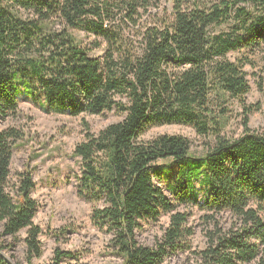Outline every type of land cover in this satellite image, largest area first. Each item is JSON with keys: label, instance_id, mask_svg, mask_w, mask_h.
<instances>
[{"label": "trees", "instance_id": "16d2710c", "mask_svg": "<svg viewBox=\"0 0 264 264\" xmlns=\"http://www.w3.org/2000/svg\"><path fill=\"white\" fill-rule=\"evenodd\" d=\"M100 49L103 57H92ZM260 51L264 0H0V120L18 117L25 94L56 114L123 116L87 132L75 151L78 195L95 206L92 221L113 235L123 264H166L192 252L180 208L204 214L206 245L192 252L201 264H264V132L249 128L250 110L237 138L222 137L220 122L224 104L250 91L246 63L227 56ZM163 125L193 128L213 144L198 155L180 136L142 141ZM22 139L0 131V222L6 237L28 231L32 264L43 255L32 176L20 174L7 192ZM162 216L170 218L162 238L141 245L143 224ZM0 264H8L1 255ZM47 264L80 263L56 250Z\"/></svg>", "mask_w": 264, "mask_h": 264}, {"label": "rangeland", "instance_id": "374dc122", "mask_svg": "<svg viewBox=\"0 0 264 264\" xmlns=\"http://www.w3.org/2000/svg\"><path fill=\"white\" fill-rule=\"evenodd\" d=\"M172 10L170 4H165ZM144 23L150 21L144 17ZM75 35L86 40L83 31ZM94 58H102L104 50L91 53ZM231 62L242 61L250 87L249 93L242 99H229L224 104L228 112L221 119V136L237 138L244 132L246 111L249 128L255 132H264V51L232 53L227 56ZM17 118L0 120V131L18 130L23 139L15 146L11 163V178L7 192L13 196L20 174L29 173L35 183L32 199L37 204L34 226L41 231L39 242L43 255L34 259L32 264H47L56 250L72 253L80 264H123V260L113 247V235L98 229L93 221L94 205L78 195L77 176L80 172L79 158L75 151L87 132L98 134L108 126L119 123L123 116L115 110L103 115L71 117L69 115L48 112L28 95L18 98ZM160 136H180L191 144L193 154H204L214 137L200 135L193 128L172 125L152 127L142 138L149 142ZM170 197L165 186L158 183ZM188 213V224L194 235L190 240L192 252L202 251L206 245V224L204 214L197 208H180ZM224 217L222 221H225ZM225 219V220H224ZM169 216H162L158 222L143 224L138 232L141 245L153 248L162 238L169 226ZM27 230L15 237L3 235V223L0 222V255L11 264L27 263ZM180 253L168 258L166 264H201L194 253Z\"/></svg>", "mask_w": 264, "mask_h": 264}, {"label": "water", "instance_id": "95a60500", "mask_svg": "<svg viewBox=\"0 0 264 264\" xmlns=\"http://www.w3.org/2000/svg\"><path fill=\"white\" fill-rule=\"evenodd\" d=\"M5 261H6L8 264H11L8 260L5 259Z\"/></svg>", "mask_w": 264, "mask_h": 264}]
</instances>
